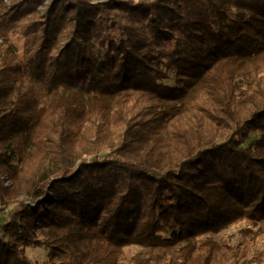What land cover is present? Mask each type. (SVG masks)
<instances>
[{"label": "trees", "instance_id": "obj_1", "mask_svg": "<svg viewBox=\"0 0 264 264\" xmlns=\"http://www.w3.org/2000/svg\"><path fill=\"white\" fill-rule=\"evenodd\" d=\"M46 2L0 0V264H264L200 238L264 230V0Z\"/></svg>", "mask_w": 264, "mask_h": 264}, {"label": "rangeland", "instance_id": "obj_2", "mask_svg": "<svg viewBox=\"0 0 264 264\" xmlns=\"http://www.w3.org/2000/svg\"><path fill=\"white\" fill-rule=\"evenodd\" d=\"M47 2H49V0H47ZM46 5L47 4L40 8L41 12H43ZM10 39L12 42H14L18 49L21 47L22 37L20 35H11ZM169 74V79H167L165 82L173 84L172 72L170 71ZM104 154L105 152H100L98 157L101 158L104 156ZM9 184L10 180L5 179L4 185ZM10 207L11 206L9 205L1 208L0 223L6 221V214ZM261 227L262 225L260 224L253 226L250 221L241 219L216 233H207L200 236V238L203 239L205 237H211L218 240L220 243L236 245L238 247H247L249 252L252 253L255 249L261 250L264 248V230ZM1 233L2 232L0 230V236ZM124 250L126 253V261L129 264H152L149 260L141 255L142 249L140 246L130 244L126 246ZM25 253L31 260H37L38 262H42L46 259V249L44 247H27L25 249Z\"/></svg>", "mask_w": 264, "mask_h": 264}]
</instances>
